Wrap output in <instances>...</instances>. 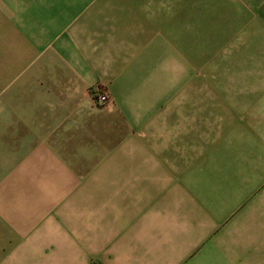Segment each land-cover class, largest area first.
Here are the masks:
<instances>
[{"label": "rangeland", "instance_id": "1", "mask_svg": "<svg viewBox=\"0 0 264 264\" xmlns=\"http://www.w3.org/2000/svg\"><path fill=\"white\" fill-rule=\"evenodd\" d=\"M262 98L264 0H0V256L12 228L43 243L110 161L162 163L165 189L196 195ZM223 232L219 264H251L264 203Z\"/></svg>", "mask_w": 264, "mask_h": 264}, {"label": "crops", "instance_id": "2", "mask_svg": "<svg viewBox=\"0 0 264 264\" xmlns=\"http://www.w3.org/2000/svg\"><path fill=\"white\" fill-rule=\"evenodd\" d=\"M238 95L250 100L243 91ZM260 102L246 115L236 113L235 132L227 139L234 159L211 171L196 194L202 203L196 195L181 201L179 191L165 189L174 178L165 176L162 163L110 161L102 168L108 173L82 180L77 200L63 203L53 227L61 234L58 241H51L50 226L43 243L20 247L12 228L0 264H219L223 231L249 203H264V98ZM46 180L39 185L52 184ZM4 218L1 209L3 245ZM251 264H264V253L254 251Z\"/></svg>", "mask_w": 264, "mask_h": 264}, {"label": "built area", "instance_id": "3", "mask_svg": "<svg viewBox=\"0 0 264 264\" xmlns=\"http://www.w3.org/2000/svg\"><path fill=\"white\" fill-rule=\"evenodd\" d=\"M99 103H104L106 101V95L100 94L97 98Z\"/></svg>", "mask_w": 264, "mask_h": 264}]
</instances>
